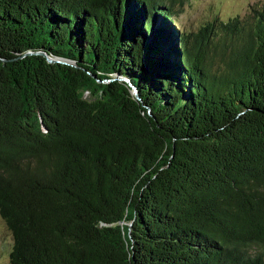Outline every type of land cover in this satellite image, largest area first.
I'll return each instance as SVG.
<instances>
[{"label":"trees","instance_id":"obj_1","mask_svg":"<svg viewBox=\"0 0 264 264\" xmlns=\"http://www.w3.org/2000/svg\"><path fill=\"white\" fill-rule=\"evenodd\" d=\"M182 2L0 0L4 264H264V1Z\"/></svg>","mask_w":264,"mask_h":264},{"label":"rangeland","instance_id":"obj_2","mask_svg":"<svg viewBox=\"0 0 264 264\" xmlns=\"http://www.w3.org/2000/svg\"><path fill=\"white\" fill-rule=\"evenodd\" d=\"M264 0H183L175 12L176 26L184 30L197 31L213 15L226 19L239 14L243 16L249 7ZM12 242L10 231L0 217V264H4L9 255Z\"/></svg>","mask_w":264,"mask_h":264}]
</instances>
